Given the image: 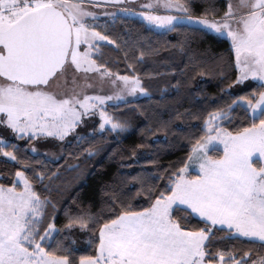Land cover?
Instances as JSON below:
<instances>
[{
    "label": "snow or ice",
    "instance_id": "obj_1",
    "mask_svg": "<svg viewBox=\"0 0 264 264\" xmlns=\"http://www.w3.org/2000/svg\"><path fill=\"white\" fill-rule=\"evenodd\" d=\"M125 4L0 0V128L15 141L0 136V153L18 165L0 176L8 180L0 183V264H264V0H145L140 11ZM137 16L146 32L179 37L172 47L188 57L186 68L230 66L234 79L221 94H242L200 112L199 127L180 140L184 154L157 164L162 171L135 195L104 182L98 210L73 203L57 226V181L80 167L59 161L96 156L98 136L130 126L124 112L133 109L109 111L113 101L150 95L137 65L158 49L123 26ZM212 34L227 38V61L193 47ZM108 46L121 55L107 56Z\"/></svg>",
    "mask_w": 264,
    "mask_h": 264
},
{
    "label": "trees",
    "instance_id": "obj_2",
    "mask_svg": "<svg viewBox=\"0 0 264 264\" xmlns=\"http://www.w3.org/2000/svg\"><path fill=\"white\" fill-rule=\"evenodd\" d=\"M121 22L122 18L117 20L115 29L109 35L115 37L122 32ZM123 26L133 38H136L137 33L145 37L151 36L153 47L158 49L155 55L137 65L150 95L114 104L115 107L109 106V111L133 109L124 112L130 126L118 135L105 133L103 137L98 136L94 143L102 142L104 147L96 156L79 161L67 158L59 161L61 165L78 162L80 167L73 170L63 169L61 179L57 181L61 185L60 191L54 193L56 198L54 202L59 211L57 226L65 222L64 208L71 207L73 203L80 201L85 204L94 203V210H98L101 207V186L104 182L117 183L119 191L125 196L129 192L135 195L142 179L150 184L151 176L162 171L156 167L157 164L166 167L170 161L184 154L183 151H177L180 148V140L186 138L187 132L194 130L193 124L199 127L200 112L223 106L230 103L236 95L242 94L239 92L221 94V88L234 79L230 66L209 60L206 67L195 71L190 67L186 68V64L189 63L188 57L172 47L179 39L175 33L156 35L153 32H146L145 28L149 26L142 23L138 17L123 21ZM228 46L229 42L225 37H217L215 34L193 45L199 53L207 56L211 53L223 54L224 61H227ZM208 49L210 52L206 51ZM104 51L107 56L113 58L121 55L110 46L105 47ZM123 68V63L112 66L113 71ZM202 71H206L204 76L200 75ZM221 76L228 78L222 80ZM257 86L256 82L252 83V87ZM233 115L243 118V109L236 106ZM0 136L5 137L9 143L15 142L11 139L10 131L3 129ZM133 152L136 153L135 156L132 155ZM29 157L33 163L43 159L42 156L33 153H27L25 158ZM46 163L50 167H55L52 160ZM16 167L17 164L0 153V176H11ZM7 182V179L0 180V183ZM132 184L136 187H132ZM77 197L79 200H76Z\"/></svg>",
    "mask_w": 264,
    "mask_h": 264
},
{
    "label": "rangeland",
    "instance_id": "obj_3",
    "mask_svg": "<svg viewBox=\"0 0 264 264\" xmlns=\"http://www.w3.org/2000/svg\"><path fill=\"white\" fill-rule=\"evenodd\" d=\"M142 2H145V0H136V1L126 2V4L125 5H122V6H126V7H129V8H135L136 11H140L141 9L137 8L136 5L139 4V3H142ZM138 18H140V17H138ZM254 82L255 81H253L252 83H254ZM141 96H143V95H138L136 97H124L123 99H124L125 102H127L129 100H133V99L139 98ZM113 104H117V103L115 101H113ZM2 130H3V128H0V131H2ZM37 147L40 148V150L42 152L55 153L57 156H59L61 154L60 149H59L58 146H45V147H41L40 145H37Z\"/></svg>",
    "mask_w": 264,
    "mask_h": 264
},
{
    "label": "water",
    "instance_id": "obj_4",
    "mask_svg": "<svg viewBox=\"0 0 264 264\" xmlns=\"http://www.w3.org/2000/svg\"><path fill=\"white\" fill-rule=\"evenodd\" d=\"M130 1H136V0H126V2H130Z\"/></svg>",
    "mask_w": 264,
    "mask_h": 264
}]
</instances>
